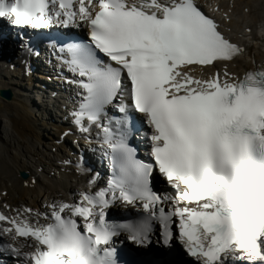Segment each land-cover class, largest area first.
Listing matches in <instances>:
<instances>
[{"label":"snow or ice","instance_id":"1","mask_svg":"<svg viewBox=\"0 0 264 264\" xmlns=\"http://www.w3.org/2000/svg\"><path fill=\"white\" fill-rule=\"evenodd\" d=\"M0 20L21 32L87 25L59 59L73 124L85 139L95 130L112 173L44 211L4 205L0 237L15 243L0 248L23 264H122L128 241L165 246L155 264H181V252L184 264H264V65L230 72L245 49L197 0H0ZM134 113L148 159L129 143ZM157 175L167 189L156 190ZM118 203L138 216L111 218Z\"/></svg>","mask_w":264,"mask_h":264},{"label":"bare ground","instance_id":"2","mask_svg":"<svg viewBox=\"0 0 264 264\" xmlns=\"http://www.w3.org/2000/svg\"><path fill=\"white\" fill-rule=\"evenodd\" d=\"M198 2L208 7L229 39L245 47V54L229 64L230 72L243 76L264 65V0ZM5 23L8 24L6 20ZM10 64L0 65V91L13 92L11 100L0 96V210L8 205L44 211L53 201L74 202L78 192L92 191L89 181L101 171L100 164L93 161L95 157L87 156L86 168L81 174L76 173L79 151L86 150L83 138L77 136L74 148L70 145V137L60 140L69 128L59 124V120L53 122L55 113L50 108L51 103L31 96L38 77L28 78L22 70L8 71ZM211 70L216 69H208ZM40 79L44 77L37 81ZM141 139L142 143H147L144 134ZM93 144L98 146L99 143L94 139ZM65 161L71 163L65 164ZM93 166L97 168L92 173ZM23 172L29 174L28 178L21 176ZM101 186L98 180L97 187ZM165 189L167 186H163ZM8 241L11 242V238H7ZM3 255L0 253V257Z\"/></svg>","mask_w":264,"mask_h":264},{"label":"water","instance_id":"3","mask_svg":"<svg viewBox=\"0 0 264 264\" xmlns=\"http://www.w3.org/2000/svg\"><path fill=\"white\" fill-rule=\"evenodd\" d=\"M1 96L7 100H11L12 99V94L9 91H2L1 92Z\"/></svg>","mask_w":264,"mask_h":264},{"label":"rangeland","instance_id":"4","mask_svg":"<svg viewBox=\"0 0 264 264\" xmlns=\"http://www.w3.org/2000/svg\"><path fill=\"white\" fill-rule=\"evenodd\" d=\"M261 7L263 8L262 4H261ZM34 109H35V108H34ZM0 203H1V202H0ZM9 255H13V253H12V252H11V253L9 252Z\"/></svg>","mask_w":264,"mask_h":264}]
</instances>
